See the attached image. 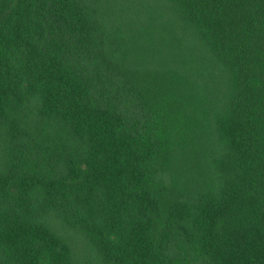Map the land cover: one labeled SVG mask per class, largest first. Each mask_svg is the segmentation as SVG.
I'll list each match as a JSON object with an SVG mask.
<instances>
[{"label":"trees","instance_id":"trees-1","mask_svg":"<svg viewBox=\"0 0 264 264\" xmlns=\"http://www.w3.org/2000/svg\"><path fill=\"white\" fill-rule=\"evenodd\" d=\"M0 264H264V0H0Z\"/></svg>","mask_w":264,"mask_h":264}]
</instances>
